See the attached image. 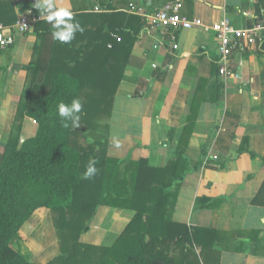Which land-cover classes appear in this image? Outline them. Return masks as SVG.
Wrapping results in <instances>:
<instances>
[{"label":"crops","instance_id":"crops-1","mask_svg":"<svg viewBox=\"0 0 264 264\" xmlns=\"http://www.w3.org/2000/svg\"><path fill=\"white\" fill-rule=\"evenodd\" d=\"M169 1L174 0L57 3L70 7L74 14L100 12L96 6L110 5L145 20L107 119L109 156L134 161L145 158L152 167L167 166L186 127L192 94L200 79L206 80L204 100L186 149L192 170L171 190L168 218L191 230L197 228V245H205L203 253L195 245L200 264H264V44L234 52L231 58L236 76L226 78L213 71V59H219L220 52L211 29L224 19L236 27L264 21V0H181V14L201 23L171 30L175 40L136 12L140 8L155 12ZM35 3L0 0V19L18 21L24 15L44 19ZM34 26L18 33L13 45L0 49V147L9 142L27 66L33 59L37 41ZM174 43L179 47L173 48ZM36 130V121L25 116L20 144ZM244 138L247 150L240 152ZM219 162L224 163L223 168L213 167ZM46 210L50 209H36L20 233L41 230L43 219L38 224L30 220ZM97 210L80 241L111 247L136 211L110 205H99ZM51 223V228L44 226L48 232L54 227L53 220ZM44 236V241H50L47 234ZM54 251L61 253L60 248ZM192 260L195 262L196 256Z\"/></svg>","mask_w":264,"mask_h":264},{"label":"trees","instance_id":"trees-1","mask_svg":"<svg viewBox=\"0 0 264 264\" xmlns=\"http://www.w3.org/2000/svg\"><path fill=\"white\" fill-rule=\"evenodd\" d=\"M99 7L103 11L74 14L84 31H77L69 43L55 39L45 19L35 23L33 59L9 142L0 147V264H40L30 261L13 242L27 219L42 207L52 210L61 252L46 264H200L197 228L171 222L168 205L171 190L192 170L186 149L206 80L201 78L192 94L186 127L167 166L152 167L145 158L109 156L107 119L145 20L110 5ZM16 22V18L0 19L7 26ZM219 59H213L214 73L219 72ZM74 99L82 105L79 126L68 121L66 127L58 105H70ZM25 116L36 121L37 130L20 144ZM246 144L244 138L240 152L247 150ZM93 160L97 172L85 179ZM213 167L223 168L224 163ZM99 205L136 211L111 247L80 241ZM197 246L200 253L205 251V245Z\"/></svg>","mask_w":264,"mask_h":264},{"label":"built area","instance_id":"built-area-1","mask_svg":"<svg viewBox=\"0 0 264 264\" xmlns=\"http://www.w3.org/2000/svg\"><path fill=\"white\" fill-rule=\"evenodd\" d=\"M183 3L181 0H174L166 2L152 13H146L141 8L136 12L146 17L151 26L164 30V33H169L172 40H175L176 37L171 30L180 27L191 28L201 23L198 19L191 20L181 14ZM95 10L103 11L99 6H96ZM36 21L37 18L34 16L24 15L13 25L7 26L0 23V49L13 45L17 34L28 32ZM211 29L219 43V73L226 78L236 76L235 66L231 58L234 52L252 49L264 44V21H257L247 27H236L228 19H224ZM178 47L179 44H173V48ZM214 158H217V156H214Z\"/></svg>","mask_w":264,"mask_h":264},{"label":"clouds","instance_id":"clouds-1","mask_svg":"<svg viewBox=\"0 0 264 264\" xmlns=\"http://www.w3.org/2000/svg\"><path fill=\"white\" fill-rule=\"evenodd\" d=\"M35 7L40 10L41 17L52 25L53 36L62 43H69L74 39L77 31L83 32L84 29L79 21H74V13L70 7L58 6L57 0H36ZM81 103L74 99L71 104L63 102L58 105V113L62 122L67 127V122L71 121L73 126H79V115ZM96 161H90L83 178H91L97 172Z\"/></svg>","mask_w":264,"mask_h":264},{"label":"rangeland","instance_id":"rangeland-1","mask_svg":"<svg viewBox=\"0 0 264 264\" xmlns=\"http://www.w3.org/2000/svg\"><path fill=\"white\" fill-rule=\"evenodd\" d=\"M42 219L43 224L41 225V230L29 234L20 233L19 237L13 242V246L16 249H20L30 261L46 264L50 259L52 260L54 256L57 255L54 250H58L59 246L54 227L50 229L52 232H48V228L51 226L53 220L52 212L50 210H46L42 216H39V214L34 215L30 220V223L38 224ZM44 234L48 235L46 239L50 241H44Z\"/></svg>","mask_w":264,"mask_h":264},{"label":"water","instance_id":"water-1","mask_svg":"<svg viewBox=\"0 0 264 264\" xmlns=\"http://www.w3.org/2000/svg\"><path fill=\"white\" fill-rule=\"evenodd\" d=\"M22 141H23V139H22Z\"/></svg>","mask_w":264,"mask_h":264}]
</instances>
